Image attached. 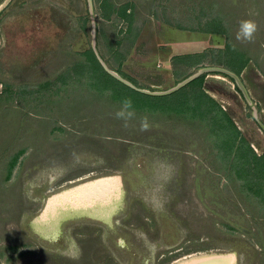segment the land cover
I'll return each instance as SVG.
<instances>
[{
  "label": "rangeland",
  "instance_id": "obj_1",
  "mask_svg": "<svg viewBox=\"0 0 264 264\" xmlns=\"http://www.w3.org/2000/svg\"><path fill=\"white\" fill-rule=\"evenodd\" d=\"M208 67L238 79L152 94ZM263 128L264 0H0V264H264V170L231 150ZM110 176L109 202L48 209Z\"/></svg>",
  "mask_w": 264,
  "mask_h": 264
},
{
  "label": "bare ground",
  "instance_id": "obj_2",
  "mask_svg": "<svg viewBox=\"0 0 264 264\" xmlns=\"http://www.w3.org/2000/svg\"><path fill=\"white\" fill-rule=\"evenodd\" d=\"M118 176H110L107 178H101L92 182L80 184L72 191H66L55 195L54 199L48 200V209L52 212L58 210V205H93L96 201L109 202L112 198V191L117 192L119 189V182H117ZM47 217V216H46ZM43 221L46 218H42ZM234 255L229 254H214L213 256H204L195 261H191L185 264H232ZM195 262V263H194Z\"/></svg>",
  "mask_w": 264,
  "mask_h": 264
},
{
  "label": "clouds",
  "instance_id": "obj_3",
  "mask_svg": "<svg viewBox=\"0 0 264 264\" xmlns=\"http://www.w3.org/2000/svg\"><path fill=\"white\" fill-rule=\"evenodd\" d=\"M258 31V25L253 19H243L239 22L238 30L235 34L236 41L239 42H247L252 43L254 42V37L256 32ZM133 108V101L130 97H126L122 101V106L120 110L116 112V117L118 119L121 118H131L134 116V111H131ZM147 118L145 117L142 122V127L147 128L146 123Z\"/></svg>",
  "mask_w": 264,
  "mask_h": 264
},
{
  "label": "trees",
  "instance_id": "obj_4",
  "mask_svg": "<svg viewBox=\"0 0 264 264\" xmlns=\"http://www.w3.org/2000/svg\"><path fill=\"white\" fill-rule=\"evenodd\" d=\"M217 32V31H216ZM94 57V56H93ZM95 59V58H94ZM91 60H93V59H91ZM91 60H89V62L91 61ZM244 62H247V60L246 61H244ZM95 63L96 64H99L98 63V61L95 59ZM238 72H239V70H238ZM202 78H203V75H201V76H199L197 79H194L193 81L194 82H198L197 84L199 85V87L201 86V83H202ZM192 81H190V83H191ZM201 88V87H200ZM203 92V91H202ZM205 94V93H204ZM208 97V96H207ZM210 99H211V97H209ZM212 100V102H214L217 106H218V104L216 103V101H214L213 99H211ZM218 108H220L221 109V107L220 106H218ZM222 110V109H221ZM223 111V110H222ZM229 118V117H228ZM230 119V118H229ZM231 121V124L233 123L232 122V120H230ZM233 125V124H232ZM234 129H235V131L237 130L236 129V127H234ZM235 140H236V136H235V138H234V142H233V144H231L232 145V149L231 150H233V149H236V150H238L237 151V157H239V158H241L242 159V161H244V162H248V156L249 155H251L252 156V158H253V160H252V166L253 167H256V168H260L261 170H264V153L263 154H261V155H257L255 152H254V150L252 149V147L249 145V143L245 140V138L244 137H240L239 138V143H238V145H235ZM230 150V151H231ZM243 150H245L246 152H243ZM240 153H242V155H239ZM256 158V159H255ZM263 159V160H262ZM259 160H262L261 161V163H259L258 161ZM239 162V161H238ZM249 163V166H250V164H251V162L249 161L248 162ZM262 164V165H261ZM261 165V166H260ZM251 167V166H250Z\"/></svg>",
  "mask_w": 264,
  "mask_h": 264
},
{
  "label": "water",
  "instance_id": "obj_5",
  "mask_svg": "<svg viewBox=\"0 0 264 264\" xmlns=\"http://www.w3.org/2000/svg\"><path fill=\"white\" fill-rule=\"evenodd\" d=\"M99 61L101 62V64L102 65H106L104 62H103V60L101 59V58H99ZM105 68L110 72V74H112V75H114V76H116L118 79H120V80H122L123 82H125V83H127V84H129V85H131V86H133L132 85V83H130L129 81H127V80H125L124 78H122L121 76H119L117 73H115V72H113L112 70H110L109 68H107L106 66H105ZM208 70H215V71H221V72H225V73H228V74H230L232 77H234L236 80L238 79V76L237 75H235L234 73H232V72H229V71H226L225 69H222V68H203V69H201V70H199L197 73H195V74H193V75H191V76H189L188 78H186L185 79V81H181V82H179L178 83V86H176V87H174V88H172V89H169L168 91H161V92H152V94H154V95H163V94H167V93H170V92H172V91H174V90H176V89H178L180 86H182L184 83H186V82H188V81H190V80H192V79H194V78H196V77H198L202 72H204V71H208ZM139 90H141V91H145V92H149V91H147V90H142V89H139ZM151 92V91H150ZM264 129V128H263ZM96 180H98V179H96ZM95 181V180H94ZM92 182V181H91ZM117 192H118V189H117ZM116 192V189H115V192L114 191H112V195H114L115 193H117ZM99 202H101V204L103 203H105L104 201H99ZM94 204V203H93ZM192 263V262H191ZM195 263V262H194Z\"/></svg>",
  "mask_w": 264,
  "mask_h": 264
},
{
  "label": "crops",
  "instance_id": "obj_6",
  "mask_svg": "<svg viewBox=\"0 0 264 264\" xmlns=\"http://www.w3.org/2000/svg\"><path fill=\"white\" fill-rule=\"evenodd\" d=\"M172 67V65H170ZM128 68L129 67H126L125 65H114V68L110 69L112 70L113 72H117L119 74V76H121L122 78H124L125 80L129 81L130 83H133L135 84V82H133V78L130 77V74L127 73L128 71ZM171 69V68H170ZM184 69V67H183ZM182 68H181V71H184ZM136 85V84H135Z\"/></svg>",
  "mask_w": 264,
  "mask_h": 264
}]
</instances>
